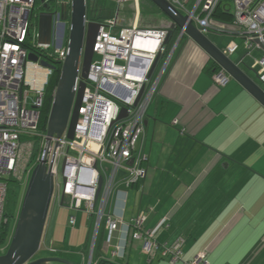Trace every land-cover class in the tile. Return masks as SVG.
<instances>
[{
  "label": "crops",
  "instance_id": "0c3cea01",
  "mask_svg": "<svg viewBox=\"0 0 264 264\" xmlns=\"http://www.w3.org/2000/svg\"><path fill=\"white\" fill-rule=\"evenodd\" d=\"M196 2L188 0L187 8ZM90 6V15L101 21L116 17L115 31L133 24L147 30L172 24L151 0H140L138 6L92 0ZM206 35L221 50L236 40L228 33ZM239 50L228 56L264 89L247 58L241 62L245 52ZM216 66L191 38L177 36L152 73L158 86L139 143L147 175L131 187L121 176L106 208L121 219L112 241L105 225L96 235V217L82 211H75V225L68 221L73 227L68 230L52 210L55 205L66 214L73 210L67 200L55 202L41 247L44 255L74 264H173L159 251L148 263L142 243L133 239L131 221L144 211V227L160 244L171 246L185 237L184 260L206 251L209 264H264V106L233 78L225 87L215 86L210 69ZM80 214L87 216L86 229H77ZM60 234L59 243L68 236L86 238L70 251H58L52 246Z\"/></svg>",
  "mask_w": 264,
  "mask_h": 264
},
{
  "label": "built area",
  "instance_id": "2783aa9c",
  "mask_svg": "<svg viewBox=\"0 0 264 264\" xmlns=\"http://www.w3.org/2000/svg\"><path fill=\"white\" fill-rule=\"evenodd\" d=\"M41 1L42 9L37 5L38 0H0V255L6 253L8 239L12 236L10 231L3 241L5 227L10 223L6 216L9 184L17 182L26 189L33 167L42 159L48 167L54 161L53 204L67 200L69 209L95 216L96 235L105 225L109 232L108 242L112 241L121 219L106 213V208L121 176L126 186L131 187L147 175V157L139 143L145 131L147 110L158 86V80L152 77V69L158 56L168 52L169 28L147 30L133 24L115 31L116 17L101 21L94 60L88 79L84 81L86 87L74 139L69 140L65 131L61 138L48 140L47 130L45 133L39 131L45 88L35 87L36 97L32 96L26 82L28 56L34 53L40 60V54L46 55L63 65L68 42H62L60 47L57 43L62 31L63 11L67 8L71 17L72 0ZM116 1L119 4L132 1L136 6L140 2ZM168 1L204 34L228 33L241 38L245 52L241 62L250 58L252 69L264 85V0H233V23L223 24L232 27L231 31L212 21L222 0H197L192 10L187 8L188 0ZM45 5L53 13L56 37L51 46L38 41L39 15L46 11ZM183 35L179 33L180 37ZM53 46L54 50H51ZM239 49L240 45L233 40L223 53L231 55ZM255 52L260 56H254ZM80 80L81 77L78 82ZM212 80L215 86L225 87L231 77L219 67L212 74ZM124 108L127 116L120 119ZM18 216L17 213L15 223ZM147 218L146 212H140L132 219L131 227L134 230L132 237L142 243L148 263L159 251L162 258L173 264H209L206 251L199 252L192 260L183 259L185 237H179L171 246L160 244L154 233L144 227ZM75 222L76 217L70 216L69 223L75 225Z\"/></svg>",
  "mask_w": 264,
  "mask_h": 264
},
{
  "label": "water",
  "instance_id": "95a60500",
  "mask_svg": "<svg viewBox=\"0 0 264 264\" xmlns=\"http://www.w3.org/2000/svg\"><path fill=\"white\" fill-rule=\"evenodd\" d=\"M43 2V1H42ZM153 4L171 21L169 38L176 30L191 38L199 45L231 78L243 86L260 104L264 106V89L239 67L228 55L223 53L206 34L192 22L191 19L179 11L168 0H151ZM46 11L39 15V38L42 45L51 46L53 43V13L48 5ZM68 17L65 10L63 19ZM99 17L91 16L88 0H72L70 28L68 35V51L63 62L60 79L56 88L47 123V137L61 138L65 131L69 140L75 136L79 112L82 107V99L91 69L97 37L102 27ZM63 30L57 46L62 44ZM258 43V41H256ZM158 56L152 73L158 64ZM29 63L34 67H43L53 70L45 61L31 53L28 56ZM39 62V65H38ZM79 77L82 78L78 82ZM43 87V86H42ZM127 109H122L120 119L127 116ZM58 147V144H57ZM54 162V161H53ZM53 162L48 167L46 160L42 159L32 171L27 185L22 206L19 212L15 232L11 244L5 254L0 255V264H74L71 261L55 257H39L34 259L41 251L45 230L50 211L52 209L55 193V176L53 174ZM102 181L100 182L99 191Z\"/></svg>",
  "mask_w": 264,
  "mask_h": 264
},
{
  "label": "trees",
  "instance_id": "16d2710c",
  "mask_svg": "<svg viewBox=\"0 0 264 264\" xmlns=\"http://www.w3.org/2000/svg\"><path fill=\"white\" fill-rule=\"evenodd\" d=\"M226 0H222L219 6L216 8L212 21L215 23H227V24H232L233 23V12L228 9V7L225 5ZM232 1V0H230ZM41 0H38V7L41 6V9L43 8V5L41 3ZM99 20H102L101 18H98ZM180 30H176L173 35L170 37L169 42L166 44L167 45V51H169L174 43L176 42L177 36L179 35ZM168 53V52H167ZM166 53V54H167ZM56 66L52 70V73L49 75L47 85L45 87V97H44V105L43 108L41 109V116H40V125H39V131L42 133H45L47 130V123H48V118L52 106V101L53 97L56 91V88L59 83L60 79V74H61V69L62 65L58 62H52ZM219 67H212L210 69L211 72V78L212 74L217 71ZM38 143V141H37ZM38 151V144L35 147V154ZM15 187H14V186ZM16 187L21 188L17 182H11L9 184V191H8V199H7V204H6V216L10 219L9 225L5 227L4 233H3V241H6L10 231H11V226L12 223L19 211V206L20 205V195L16 189ZM104 262H101L100 264H103Z\"/></svg>",
  "mask_w": 264,
  "mask_h": 264
},
{
  "label": "rangeland",
  "instance_id": "374dc122",
  "mask_svg": "<svg viewBox=\"0 0 264 264\" xmlns=\"http://www.w3.org/2000/svg\"><path fill=\"white\" fill-rule=\"evenodd\" d=\"M90 1V4H91V1L92 0H89ZM225 5L228 7V9H230V11H234V3H233V0L232 1H230V0H226L225 1ZM89 12H90V14L92 13L91 12V6L89 7ZM236 40V42L240 45V50H243V40L241 39V38H235ZM54 47L55 46H53L52 48H51V50H54ZM239 50V51H240ZM254 56H257V57H259L260 56V54L258 53V52H255L254 53ZM96 57V56H95ZM247 62L250 64H252V60L250 59V58H247ZM49 74H50V70L48 71L46 68L44 69V72H43V76H42V78L41 79H39V81L38 80H36V69L34 68V65L33 64H31V63H28V66H27V76H26V82L27 83H29V85H28V87L32 90V96L33 97H36V90H35V87H37V88H40V87H46V83H47V80H48V78H49ZM251 74L253 75V76H255V77H257V75H256V71L255 70H253V71H251ZM34 80H35V82H34ZM37 157H38V153H36V155H35V158L37 159ZM36 159H35V161H34V163H36ZM33 166H34V164H33ZM35 167H33V169H34ZM33 171V170H32ZM61 172H62V165H61V167H60V174H61ZM31 177V176H30ZM30 180V179H29ZM59 182H60V184L62 185V176H60V178H59ZM28 183H29V181H28ZM28 185V184H27ZM14 186V185H13ZM15 187V186H14ZM27 188V187H26ZM16 189H17V191H18V193H19V195H20V205H18L19 206V211H18V214H19V212H20V209H21V206H22V202H23V198H24V195H25V191H26V189H25V187L24 188H18V187H16ZM54 209L52 210V216H53V218H55L60 224H62L64 227H66L68 230H71L73 227H71L70 225H69V223H68V221H69V215H74L75 216V213H77V212H75V211H72V214L68 211V213L66 214L65 213V211H67L65 208H60L59 206H54L53 207ZM86 221H87V216L86 215H84L83 214V217H82V215L80 214V217L78 218V227H77V229H79V228H81V227H83L84 229H86L85 228V223H86ZM16 224H17V221H16V223H15V220L13 221V223H12V226H11V237L8 239L9 241L7 242V249H6V251L8 250V248H9V245L11 244V241H12V237H13V234H14V232H15V228H16ZM70 235V234H69ZM81 235V234H80ZM58 237H57V239H56V243L54 242V244H53V246L52 247H55L56 249H58V251L60 250V251H64V250H66V249H69V251L72 249V248H70V247H76L77 245H78V243H79V239H81V236H79V235H74V236H71V237H69L68 236V238H67V240H66V242L65 243H59V242H57V240H58V238L59 239H61V238H63V234H60V235H57ZM83 236V235H82ZM91 238H90V242L93 240V234H91V236H90ZM84 238H86L85 237V235H84V237L81 239V240H83ZM59 241V240H58ZM43 256H46V255H44L43 253H42V251H40L37 255H36V257L34 258V259H38L39 257H43Z\"/></svg>",
  "mask_w": 264,
  "mask_h": 264
},
{
  "label": "flooded vegetation",
  "instance_id": "af4514ba",
  "mask_svg": "<svg viewBox=\"0 0 264 264\" xmlns=\"http://www.w3.org/2000/svg\"><path fill=\"white\" fill-rule=\"evenodd\" d=\"M89 2L90 1L88 0V6L90 4ZM65 10L67 11V15H68V9L65 8ZM65 10L63 11V15H64ZM62 24H63L62 25V30H63V36H62L63 37L62 38L63 41L62 42H68V35H69V28H70V17L68 16L66 20L63 19L62 20ZM55 37H56L55 31H53V39H55ZM40 56H42V57H40V62L41 61H45L48 64H50L51 66H56L54 63H52V62H55V61H53L51 58L47 57L46 55H42V54H40ZM38 65H39V62H38ZM34 68L36 69V80L39 81V79H41L42 76H43V72H44L45 68L40 67V66H38V67L36 66ZM51 73H52V70L50 71V74Z\"/></svg>",
  "mask_w": 264,
  "mask_h": 264
}]
</instances>
